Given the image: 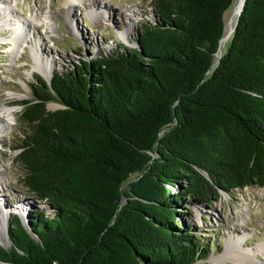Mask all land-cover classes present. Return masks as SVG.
Masks as SVG:
<instances>
[{"label": "trees", "instance_id": "obj_1", "mask_svg": "<svg viewBox=\"0 0 264 264\" xmlns=\"http://www.w3.org/2000/svg\"><path fill=\"white\" fill-rule=\"evenodd\" d=\"M152 2L135 45L36 75L15 148L53 213L14 212L0 264H209L190 197L264 185V0L218 59L233 0Z\"/></svg>", "mask_w": 264, "mask_h": 264}, {"label": "rangeland", "instance_id": "obj_2", "mask_svg": "<svg viewBox=\"0 0 264 264\" xmlns=\"http://www.w3.org/2000/svg\"><path fill=\"white\" fill-rule=\"evenodd\" d=\"M65 2L67 0H0L12 11L8 22L17 19L29 22L22 25L21 44L15 47L11 40L13 25L0 24V107H17L14 118L0 129V243L4 245L10 244L8 219L14 212L24 221L28 210L44 209L46 214L53 213L48 202L39 199L25 184L24 165L17 156L19 149L15 148L23 131L32 127L23 118L24 100L34 95L36 75L44 76L37 70L30 73L33 66L45 64L52 68L53 75L54 71L70 69L75 63L93 59L100 51L135 45L142 23L155 19L152 0H99L96 4L93 0L79 3L76 0L71 3L73 8L69 15L63 14ZM236 2L233 0L224 12L223 51L231 37L226 34ZM92 5L102 6L106 11L95 14ZM48 105L56 108L61 103L53 100ZM190 198L187 217L201 227L202 236L214 239L207 263L264 264V185H245L231 192L222 190L220 197L212 201ZM3 208L7 211L4 218L1 216ZM233 247L248 251L249 257L238 258Z\"/></svg>", "mask_w": 264, "mask_h": 264}, {"label": "bare ground", "instance_id": "obj_3", "mask_svg": "<svg viewBox=\"0 0 264 264\" xmlns=\"http://www.w3.org/2000/svg\"><path fill=\"white\" fill-rule=\"evenodd\" d=\"M69 1V4H68ZM79 1L82 0H78L77 3H79ZM75 3L76 0H67V2H65L66 7H64L63 9V14L64 15H69V13H71L72 8H73V4L71 3ZM94 4H96L97 2H99V0H93ZM242 2L243 0H237L236 2V7H235V12H234V16H236V14L239 13L240 8L242 6ZM91 10L92 12H94L95 14L97 13H101L103 11H106V8H103L102 6H96V5H92L91 6ZM11 9L7 4H1L0 3V24L1 22L4 23L3 25L5 26H9V25H13V31H12V42L14 43V47L17 46L20 42V31L22 30V25H24V23L29 24L28 21L24 22L23 20L17 19L14 22H8V20L11 18V15H13L11 13ZM3 13V14H2ZM230 20L229 25H228V30H227V34L226 36H229L234 28V17ZM28 20V19H26ZM224 39V37H223ZM222 39V41H223ZM222 41H221V47L220 49L222 50ZM19 44V45H20ZM13 47V48H14ZM220 50V51H221ZM34 68L31 69L30 73L34 70L39 71L40 73H42L47 79L51 78L52 75V68L49 66H46L44 64V66L40 63H36L34 66ZM17 109L16 105H3L0 107V129L4 128L7 123H10V121L14 118V114H15V110ZM4 120V121H2ZM10 120V121H9ZM5 214H7V211L5 210V208L2 209L1 211V216L2 218L5 217ZM239 241H242L241 239H238ZM242 243V242H240ZM263 247V246H261ZM264 250V247H263ZM233 253L238 257V258H246L249 257V252L246 250H240L239 248L233 247ZM227 256V255H226Z\"/></svg>", "mask_w": 264, "mask_h": 264}, {"label": "water", "instance_id": "obj_4", "mask_svg": "<svg viewBox=\"0 0 264 264\" xmlns=\"http://www.w3.org/2000/svg\"><path fill=\"white\" fill-rule=\"evenodd\" d=\"M244 1H245V0H243V2H242V6H241L240 11H239V13H238V15H237V19H238V16H239V14H240V12H241V10H242V7H243V4H244ZM237 19H236V21H237ZM235 23H236V22H235ZM234 27H235V25H234ZM233 29H234V28H233ZM232 31H233V30H232ZM223 37H224V35H223V36L221 37V39H220L219 50H218V55H217V58H216V59H218V58L221 56L222 52H223V50L220 49V47H221V41H222ZM220 50H221V51H220Z\"/></svg>", "mask_w": 264, "mask_h": 264}]
</instances>
